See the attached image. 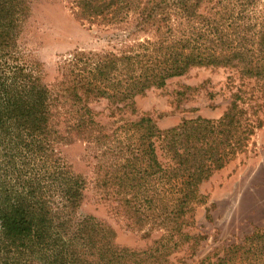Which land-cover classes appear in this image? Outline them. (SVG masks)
<instances>
[{
    "label": "trees",
    "instance_id": "trees-1",
    "mask_svg": "<svg viewBox=\"0 0 264 264\" xmlns=\"http://www.w3.org/2000/svg\"><path fill=\"white\" fill-rule=\"evenodd\" d=\"M69 1L77 20L112 27L122 47L69 53L50 85L20 44L34 0H0V264H164L181 244L193 252L202 236L186 229L204 202L200 185L247 150L262 126L247 101L260 96L237 85L221 117L167 129L126 113L195 67L231 68L264 89V0ZM101 100L109 122L92 106ZM77 141L95 153V184L115 207L150 224L146 234L164 231L154 249L120 248L110 226L77 217L91 181L61 148ZM199 264H264V226Z\"/></svg>",
    "mask_w": 264,
    "mask_h": 264
},
{
    "label": "rangeland",
    "instance_id": "rangeland-1",
    "mask_svg": "<svg viewBox=\"0 0 264 264\" xmlns=\"http://www.w3.org/2000/svg\"><path fill=\"white\" fill-rule=\"evenodd\" d=\"M115 30L108 26L90 25L76 19L69 0H34L24 25L21 47L31 53L44 67L45 80L55 85L61 78L60 63L75 50L103 51L122 47L115 39ZM244 84L260 97L247 101L250 108L258 104L257 116L262 126L257 128L245 152H241L222 169L200 185L204 202L194 203V225L187 227L192 235H200L194 253L188 244L177 247L164 264H199L216 248L239 242L255 228L264 226V89L262 80H242L239 73L226 67H195L188 73L171 78L162 88H151L135 97L136 113H126L131 119L149 115L162 129L178 125L184 119L198 116L217 119L223 115L236 90ZM190 86L191 89H187ZM208 92L215 94L214 98ZM97 111L107 117L106 100L92 103ZM254 111V109L250 108ZM125 118V117H124ZM74 170L86 175L90 183L87 197L77 217L94 216L111 227L113 241L120 248L142 251L157 246L156 240L164 234L155 229L146 234L150 224L140 229L138 224L125 217L115 206L117 200L107 197L95 184L97 159L84 142L61 146ZM162 162L167 160L158 148ZM1 260L3 253L0 252ZM96 264L97 261H92Z\"/></svg>",
    "mask_w": 264,
    "mask_h": 264
}]
</instances>
